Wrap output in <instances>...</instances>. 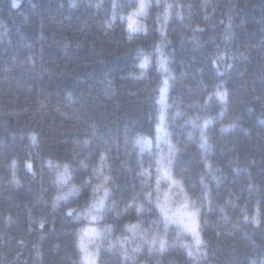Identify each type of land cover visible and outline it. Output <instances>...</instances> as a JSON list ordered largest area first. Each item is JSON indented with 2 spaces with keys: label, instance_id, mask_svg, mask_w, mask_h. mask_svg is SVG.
I'll use <instances>...</instances> for the list:
<instances>
[{
  "label": "trees",
  "instance_id": "1",
  "mask_svg": "<svg viewBox=\"0 0 264 264\" xmlns=\"http://www.w3.org/2000/svg\"><path fill=\"white\" fill-rule=\"evenodd\" d=\"M133 2L21 0L13 7L0 0V264H83L76 234L102 192L82 184L93 177L100 152L108 155L104 174L114 183L97 224L113 231L89 246L91 252L100 246L98 264H264V0H167L173 3L167 22L161 0L137 18L147 33H129L121 16ZM146 55L145 70L139 65ZM165 79L166 106L158 103ZM225 91L222 101L216 93ZM162 111L167 138L179 149L172 174L203 205L204 244L197 248L190 234L170 225L166 251L150 252L137 237L126 245L125 260L124 249L109 243L131 238L127 224L140 220L145 229L164 231L137 174L138 159L154 163ZM139 138L153 141L151 152ZM159 145L167 150L164 139ZM49 160L61 171L68 165V185L60 186ZM72 185L80 193L56 202ZM133 198L142 213L123 212ZM257 206L259 225L252 222ZM138 244L141 251L133 252Z\"/></svg>",
  "mask_w": 264,
  "mask_h": 264
},
{
  "label": "snow or ice",
  "instance_id": "2",
  "mask_svg": "<svg viewBox=\"0 0 264 264\" xmlns=\"http://www.w3.org/2000/svg\"><path fill=\"white\" fill-rule=\"evenodd\" d=\"M21 3V0H12V6L18 7ZM158 7L161 3V0H138V3L134 2L128 7L132 10L125 17L121 16V19L127 21V27L129 33H135L138 31H143L147 33V28L141 25L138 22L139 17H147L148 10L153 7V5ZM166 8L164 11V16L166 22L171 17V9L173 8V3H168L165 0ZM119 5L113 4V8L118 7ZM99 7V5H97ZM176 7L181 8L182 6L176 4ZM115 14H113V19H115ZM180 20H183L184 17L182 14L178 15ZM207 19V17H205ZM159 19V15L157 16ZM111 27V24H109ZM161 36L166 35V24L162 25L159 29ZM129 40L132 39V35L130 34L128 37ZM164 61L166 58L161 56V65L160 67L167 71L168 69L165 66ZM151 63L150 58L146 55L144 57L143 62L139 65V67L143 69H147ZM169 89V82L167 79L163 81V87L160 89L161 96L159 98L158 103L166 106V94ZM216 95L222 100L225 101L227 98V92H217ZM211 99V97H209ZM179 115V113H177ZM159 123L156 124V151L153 153L154 163L149 164L148 166L144 165L142 159H138L137 164L139 167L138 175L143 178V183L150 189L144 192V198L151 204L155 205V208L159 212L160 223L164 225V231L161 234L155 230H149L142 227V222L137 220L136 223H129L125 226L124 232L131 233V238L128 235H122L117 238L116 241H112L109 243V249L116 247V244H119L121 248L124 249L122 255L125 260L128 259L127 255V247L126 245L130 243L135 238L139 237L142 243L147 244L149 246V251L157 250L161 253L167 250L170 246L169 241L167 240V229L170 225H175L178 229V233H187L190 234L194 240L195 245L199 248L204 244L203 239L200 234V211L203 205L198 206L197 201L192 199L188 193L185 191L184 183L182 180L177 179L172 174L173 164L176 160L179 149L172 144L171 140L167 137L169 134L165 128V115L163 111L158 117ZM210 121H205V127ZM33 142H35V136L32 137ZM164 139L167 143V150L165 151L160 147L159 141ZM201 139L203 143L200 145L201 148L207 143V137L203 134L201 135ZM137 143L145 144L149 151H152L153 141L149 138H139ZM85 145L90 144V140L85 139L83 141ZM143 149H141V157L143 156ZM99 164L94 169L93 177L84 180L82 186H88L91 188L93 194H99L102 192L97 199H94L91 203V206L88 207L83 214V218L89 221L88 226L82 227L81 230L76 234L78 236L77 247L80 252L83 253L82 261L83 264H98L100 246L97 245L96 251L91 252L89 250V246L96 242V240L103 239L105 233H111L113 228L111 225L108 227L101 229L97 227L98 222L104 219L103 213L106 208L107 202L111 195V187L110 185L114 183L111 175L104 174L105 163L108 159V155L105 152H100L99 154ZM15 162L13 161V164ZM82 168H87L88 165L81 162L80 165ZM48 167L50 169H54L56 171L58 177V183L63 188L65 185L69 184L70 180V172L67 164L63 165L62 171L60 170L61 166L59 164L54 165L51 160L48 161ZM153 167L155 168V173H153ZM205 167L211 170V164L205 161ZM29 170L32 169V165H28ZM238 171V170H237ZM213 179H216L214 176ZM95 181V182H94ZM201 183L203 184V177H201ZM207 185H204V188L207 189ZM81 189L72 185L68 187L66 192H62L61 194L55 197V201L59 202L60 200H68L69 197L77 196L80 193ZM155 197V198H153ZM204 201L210 205L211 201L208 200V192L207 190L203 195ZM112 208H115V203L111 205ZM130 209H134L137 214H140L144 211L143 204L136 202L133 198L132 201L127 202L123 209V212H128ZM223 211V209H221ZM76 212V209L69 208L67 211L68 216H73V213ZM117 217L121 215V212L116 213ZM260 208L257 206L256 215L252 217V222L259 225L260 223ZM82 218L80 213L75 215L76 220H80ZM245 219H248L245 216ZM43 225H41L42 227ZM151 231V234H150ZM133 252L141 251V247L138 244L135 248L132 249ZM188 255L191 257L193 255L192 251H188ZM207 255L206 253L204 254Z\"/></svg>",
  "mask_w": 264,
  "mask_h": 264
}]
</instances>
